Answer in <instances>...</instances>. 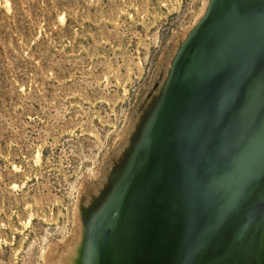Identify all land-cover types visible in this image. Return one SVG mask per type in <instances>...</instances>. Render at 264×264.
Returning <instances> with one entry per match:
<instances>
[{"label": "rangeland", "instance_id": "374dc122", "mask_svg": "<svg viewBox=\"0 0 264 264\" xmlns=\"http://www.w3.org/2000/svg\"><path fill=\"white\" fill-rule=\"evenodd\" d=\"M209 4L1 0L0 264L87 257L84 209L122 170L132 127Z\"/></svg>", "mask_w": 264, "mask_h": 264}, {"label": "water", "instance_id": "95a60500", "mask_svg": "<svg viewBox=\"0 0 264 264\" xmlns=\"http://www.w3.org/2000/svg\"><path fill=\"white\" fill-rule=\"evenodd\" d=\"M161 90L110 189L84 209L87 255L264 264V0H210Z\"/></svg>", "mask_w": 264, "mask_h": 264}, {"label": "bare ground", "instance_id": "6f19581e", "mask_svg": "<svg viewBox=\"0 0 264 264\" xmlns=\"http://www.w3.org/2000/svg\"><path fill=\"white\" fill-rule=\"evenodd\" d=\"M5 1V0H4ZM7 3H9V2H7ZM0 4H1V0H0ZM209 6H210V4H209ZM208 10V9H207ZM61 19H64V17L63 16H61ZM203 20V19H202ZM63 21H65V20H63ZM117 186L115 187V189L112 191V192H110V196H109V198H108V200L106 201V203L105 204H103V206H102V210H101V212H100V214H99V217H103V216H105V214H106V212L110 209V208H112V205L114 204V197L116 196V193H117ZM89 235V234H88ZM74 247V246H73ZM72 250V249H71ZM81 251L83 252V254H82V258L81 259H79L78 261H77V263L76 264H93V261L90 259V257L87 255V257L85 256L86 255V252H85V247L83 248V249H81ZM69 252V251H68ZM71 252V251H70ZM74 253V252H73ZM72 253V254H73ZM68 254V253H67ZM85 256V258H83ZM66 257H67V255H66Z\"/></svg>", "mask_w": 264, "mask_h": 264}, {"label": "flooded vegetation", "instance_id": "af4514ba", "mask_svg": "<svg viewBox=\"0 0 264 264\" xmlns=\"http://www.w3.org/2000/svg\"><path fill=\"white\" fill-rule=\"evenodd\" d=\"M157 102H158V98H156V99L153 101V103L151 104L149 111L147 112V114H145L144 119H143V121H142V123H141V125H140L139 127L143 126V123H144L145 120L147 119V115H148V113H150V111L153 110V108L155 107V105H156ZM133 142H134V141H133Z\"/></svg>", "mask_w": 264, "mask_h": 264}]
</instances>
